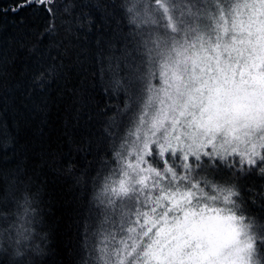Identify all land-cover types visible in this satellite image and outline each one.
Here are the masks:
<instances>
[{"label":"snow or ice","instance_id":"snow-or-ice-1","mask_svg":"<svg viewBox=\"0 0 264 264\" xmlns=\"http://www.w3.org/2000/svg\"><path fill=\"white\" fill-rule=\"evenodd\" d=\"M33 5L53 20L59 10L56 0L12 10ZM119 9L130 29L108 41L120 55L107 72L128 102L118 131L106 129L109 227L85 231L81 264H256L264 225L246 217L244 188L264 179V0H121ZM56 31L50 23L43 35ZM45 80L41 72L34 84ZM35 204L15 182L0 186V255L7 239L19 257L0 264L42 252Z\"/></svg>","mask_w":264,"mask_h":264},{"label":"trees","instance_id":"trees-1","mask_svg":"<svg viewBox=\"0 0 264 264\" xmlns=\"http://www.w3.org/2000/svg\"><path fill=\"white\" fill-rule=\"evenodd\" d=\"M22 2L0 0V186L15 182L36 202L47 238L36 241L42 252L32 254L35 264H81L85 231L109 227L102 161L111 158L115 137L106 129L118 131L113 121L128 101L109 86V56L120 52L107 44L130 26L121 0H56L54 20L38 5L12 10ZM50 23L56 33L43 35ZM41 72L46 80L37 87ZM244 191L246 217L264 225V179H250ZM3 248L0 259H11Z\"/></svg>","mask_w":264,"mask_h":264},{"label":"clouds","instance_id":"clouds-1","mask_svg":"<svg viewBox=\"0 0 264 264\" xmlns=\"http://www.w3.org/2000/svg\"><path fill=\"white\" fill-rule=\"evenodd\" d=\"M6 244L8 246V250L10 252V257L11 258H16V259H19V257L16 255V246L14 244H12L11 241L7 240V239H4L3 240V244H2V247L3 245ZM35 251V247H33V251L32 252H29L28 256L25 257L24 259V264H28V260L31 258L33 252Z\"/></svg>","mask_w":264,"mask_h":264},{"label":"rangeland","instance_id":"rangeland-1","mask_svg":"<svg viewBox=\"0 0 264 264\" xmlns=\"http://www.w3.org/2000/svg\"><path fill=\"white\" fill-rule=\"evenodd\" d=\"M109 182H111V181H109ZM257 226H259L258 223H257ZM257 246H259V244ZM256 264H259V261L257 260V252H256Z\"/></svg>","mask_w":264,"mask_h":264}]
</instances>
